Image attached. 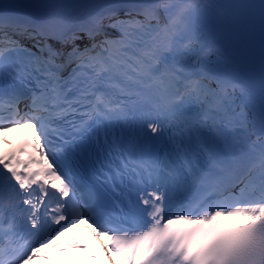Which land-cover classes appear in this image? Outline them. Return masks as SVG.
<instances>
[{
  "label": "snow or ice",
  "instance_id": "6c2138e0",
  "mask_svg": "<svg viewBox=\"0 0 264 264\" xmlns=\"http://www.w3.org/2000/svg\"><path fill=\"white\" fill-rule=\"evenodd\" d=\"M16 129L0 264L95 253L57 243L89 222L120 264H264V0L0 5V133Z\"/></svg>",
  "mask_w": 264,
  "mask_h": 264
},
{
  "label": "bare ground",
  "instance_id": "6f19581e",
  "mask_svg": "<svg viewBox=\"0 0 264 264\" xmlns=\"http://www.w3.org/2000/svg\"><path fill=\"white\" fill-rule=\"evenodd\" d=\"M77 226H83V224H79V225H77Z\"/></svg>",
  "mask_w": 264,
  "mask_h": 264
}]
</instances>
